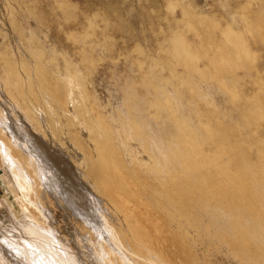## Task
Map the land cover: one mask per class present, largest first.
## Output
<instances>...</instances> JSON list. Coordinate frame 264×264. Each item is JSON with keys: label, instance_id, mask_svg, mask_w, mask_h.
Wrapping results in <instances>:
<instances>
[{"label": "bare ground", "instance_id": "obj_1", "mask_svg": "<svg viewBox=\"0 0 264 264\" xmlns=\"http://www.w3.org/2000/svg\"><path fill=\"white\" fill-rule=\"evenodd\" d=\"M253 1L262 0L234 3L237 27L212 6L196 12L188 0H164L161 13L155 1V19L145 15L150 27H141L151 34L138 42V80L119 82L113 71L106 103L87 82L84 57L62 50L61 64L13 15L0 18V165L18 205L7 201L11 223L0 222V264H264V89L231 90L236 77L216 71L230 65L209 67L194 40L238 66L243 51L260 76L264 23ZM175 6L203 21L193 37ZM211 15L218 30L205 23ZM152 37L156 56L147 54Z\"/></svg>", "mask_w": 264, "mask_h": 264}, {"label": "rangeland", "instance_id": "obj_2", "mask_svg": "<svg viewBox=\"0 0 264 264\" xmlns=\"http://www.w3.org/2000/svg\"><path fill=\"white\" fill-rule=\"evenodd\" d=\"M108 1H112V0H108ZM155 1L156 3H158L154 6L156 10H159L161 13L162 11L169 12V9H168L169 7H166L164 5L165 4L164 0H116V2L119 4L115 9H111L110 7L109 9L108 7H105V5H103L101 0H68L67 2L68 4L66 3V5L63 4L64 0H37V3H36V0L34 1L33 0L32 1L31 0H6V1L0 0V18H3L4 23L6 22V20L8 21L9 18L10 20L13 17L17 19L19 21V27L21 28V30L23 31L25 30V32L27 33L29 37L33 36L32 38H34V35H35L36 41L34 44L37 46L42 45L41 48L45 49L46 51L45 54L47 56L51 55L52 53L53 54L55 53L56 55L54 54V57H57V58H54V60L57 59L58 62H60L61 64L65 62L64 61L65 57H63L64 54L62 50L66 51L68 55L67 57L77 62L78 60H81L80 56L82 58L84 57V61L83 60L82 61L85 63L81 62L80 65H83L84 68L87 67L86 69L88 70L89 69L92 70V71L91 70L84 71L85 69L83 68L84 74L86 73L85 75H87V78H88L87 82L90 86L93 85L97 87L98 95L100 96V98H102V102L106 103L107 102L106 96L109 94L108 86L110 87V84L112 82V79L109 80L111 74L115 72L114 75H116V77H119L118 81L119 80L124 81L126 76L128 78L130 77L137 78L138 80V77H137L139 75V71H137L138 65L137 63H134L136 61L135 58L141 56L137 52L138 42L140 44L143 43L145 45L146 39L144 36L151 34L149 31H145L149 29L150 27L149 19H147L146 16L147 14H150L151 15L150 18L155 19L154 14H152V9H151L152 8L151 5H154ZM173 1L177 2V0H173ZM188 1L196 12L208 11L211 6L213 7L215 11L217 9L219 12L224 11L226 18L231 22L234 19H236L237 22L233 25L236 27L239 26V22H238L239 17L238 15L233 13V5L234 3H237L241 0H229V1L228 0H224V1L223 0H188ZM33 2H35L36 4L35 3L33 4ZM252 3L254 4V8L258 11V13H260L259 15L261 17L260 18L261 22L264 23V1L263 0L261 2L253 1ZM2 6L3 7L5 6V8H3ZM174 10H175V13L180 15V17L186 18L187 21L190 23L192 27L190 31L188 30L186 31V33L187 34L189 32H190L189 34L192 33L189 36L193 37L195 26L198 25V22H203V21H198L197 19L187 17L181 6H175ZM34 11L36 14L33 13ZM67 11L69 12L67 13ZM159 11L158 13H160ZM8 12H11V13H8ZM13 12L16 16L13 14ZM216 13L218 12L216 11ZM39 18H41L42 20ZM75 18H78V19H75ZM89 18L92 20H90ZM144 18H145V23L142 25L140 24L139 20L144 19ZM217 19H218L217 17H215L214 15H211L209 19L205 20V23L207 22L206 24L208 26H210L211 28L215 30H218V25L220 24L217 23ZM76 20L78 21L81 20L84 24L81 22V24L77 25ZM86 20L92 24V27H90L91 25L88 24ZM125 21H126V24H125ZM87 25H90V26H87ZM81 26L85 28L86 30H84ZM127 26L130 28V31H128ZM142 26L147 29L142 30L141 28ZM31 27L34 28L36 34L32 31ZM66 31H68V33H65ZM69 31H73L72 35L76 37L79 41L75 40L76 38H74L73 40L72 35H71L72 37H70V35L69 36L66 35L70 33ZM74 31H76L75 35H74ZM88 33H91V34H88ZM129 34H132L135 37L134 40L133 38L130 39L129 37L126 40L123 38L125 36H128ZM82 37L84 39H82ZM196 37L197 36H195V38ZM246 37H247L246 43L256 48V45L253 43L254 37L251 34L246 35ZM79 38H81L82 41H80ZM90 40H94V43L93 44L91 43L92 45L89 42ZM194 40L197 42L196 43V46H198L197 49L202 54L204 53L203 56L206 57L207 59L211 58V61L205 59L206 64L207 62H209L208 63L209 67L215 64H218V62L221 61V59H223L225 63L227 62V64L230 65L229 71H225V70L223 71L216 70V71L220 75L228 76L229 78L231 76L236 77L232 79L229 83V87L231 90H239L241 88L238 86L237 84L238 82L243 84V87L245 90L247 89L245 92H248L249 90H251L250 88L251 85L255 87L256 91L257 89L259 90L260 87L264 89V72L260 75L263 78L261 79L260 76L256 74V71L253 68H251L252 67L251 57L246 56V54H244L243 51H241V56L243 57V59L245 58L244 59L245 63L243 66H238L236 63L232 61V58H234L233 54L226 53L225 51H221L217 49L216 46L211 43L201 44L198 41V38L197 40L196 39ZM153 41H156L154 37H152L151 42L149 41V43H151V46L153 48L151 47L150 50L147 51V54L151 56H156L158 52L157 50L154 49L156 43ZM79 45L80 46L82 45L85 49H88L89 52L85 53V56L80 55L81 54L80 52H79L80 54L78 53V51L80 50ZM124 45H125V48H124ZM257 45L258 47L260 46V51H259L258 57L256 56V61H254V63L258 64L259 66H262L263 61H264V49H263L264 46H262L263 44L261 45V41H259V39H258ZM92 46L94 47V50H92ZM120 47H122L121 50H119ZM90 48L92 51L90 50ZM90 55L91 57L89 58H92V59H88L87 56H90ZM89 60H93V61L90 62ZM130 61L132 62V65H133V66L131 65L132 67L129 64ZM86 63L92 64V66H89ZM110 66H113L112 71H110L112 69L110 68ZM201 66H203V64H201ZM108 68H110V70ZM131 68H134L135 70L132 71L130 70ZM89 72L93 75L92 76L90 74L92 77L89 75ZM236 72L240 73L241 75L250 74V73L252 74H250L251 75L250 77L238 79V73ZM164 74L169 75L170 72L166 70L164 71ZM90 81L93 82L92 85L90 84ZM232 81L235 82V87ZM254 81L258 82L257 86L255 84L254 85L252 84V82ZM116 85L117 84L111 85V88H114V87L117 88ZM138 85L139 84L136 83V86ZM138 87H139L138 89L140 90L144 89L143 87H140V86ZM184 98H187V96ZM103 106L105 105L103 104ZM11 186L12 185H11V179L9 176L8 168L5 165L1 164L0 165V222H4L5 225L6 224L8 225L11 223V220L6 217L9 212L7 201H9L11 204L12 202L11 200H13V202L15 203V204L13 203L14 204L13 207H16L15 209H17V206H18L16 203L17 193L15 189L13 188V186H12L13 191L11 190Z\"/></svg>", "mask_w": 264, "mask_h": 264}]
</instances>
